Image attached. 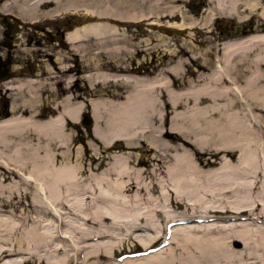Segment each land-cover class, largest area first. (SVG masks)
I'll return each mask as SVG.
<instances>
[{
	"label": "bare ground",
	"instance_id": "obj_1",
	"mask_svg": "<svg viewBox=\"0 0 264 264\" xmlns=\"http://www.w3.org/2000/svg\"><path fill=\"white\" fill-rule=\"evenodd\" d=\"M19 2L22 4L17 15L21 18L26 15L24 18L31 21L61 11H83L86 15L85 25L65 35L72 49L85 33L103 39L106 35L115 37L120 34L119 27L126 22L147 21L156 26L153 23L162 19L177 16L183 19L178 5L180 0H8L1 8L8 11L12 3L18 6ZM63 3L68 8L64 6L60 9ZM206 4L201 18L204 25L208 17L214 15L211 9L234 13L239 6L252 10L258 3L255 0H207ZM194 22L191 20L189 24L193 25ZM202 25L200 23L199 27ZM114 43L121 44L122 41L115 39ZM221 47L222 64L215 60L216 69L195 75V79H187L184 85L179 84L176 88L172 82L181 77L180 62L167 69L172 74L169 76L98 75L102 79L119 80L127 90L116 97L112 94L88 101L95 140L108 149L113 148L118 140L125 147H131L136 143V136L143 133L142 137L151 147L166 151L162 157L167 156L170 161V164L164 165L162 159H154L146 168H141V158L132 159L127 151L116 150L107 157L101 171L103 177L113 176L108 182L110 187L91 189L93 196H96L94 191L97 190L100 197H113L114 203L112 207L107 206L94 197L92 209L85 210V223L100 227L106 222L114 223L125 218L130 225L127 239L133 238L146 251V256L126 259L122 264H264L262 226L249 227L247 224L240 225L236 230L218 229L210 228L212 225L206 222L212 216L233 215L245 216L248 220L264 224V204L261 202L264 192H260L264 186L261 183L264 179V146L261 145L264 136V83H261V79H264V33L227 41ZM238 64L245 65L244 73L236 69ZM24 85L27 83L20 86ZM72 98L64 94L57 105L59 111L45 120L36 121L30 116L10 117L0 122V192H11L20 183L31 184L37 191L31 193V204L45 208L44 202L42 204L38 200L41 193L45 202L51 205L48 213L59 219L63 212L56 208L57 204L67 200L63 189L74 186L81 170L80 164L70 163L68 150H65L69 137L66 120L77 123L79 113L85 106ZM236 104L240 105L239 111L233 107ZM181 105L186 106L184 111L178 110ZM168 113V127L163 130V119ZM156 123L157 127L154 125ZM171 133L181 137L182 143L184 140L198 149L209 147L219 151L225 159L222 160L226 168H208L209 162L193 158L181 146V140ZM35 138L37 141L31 142ZM86 144L93 151L91 159L95 161L98 158L96 145L92 140ZM170 152L174 153L171 155ZM84 168L87 174L97 170L96 165ZM156 172L163 174L167 180L154 183L150 180L146 184L142 174ZM247 177L250 179H245ZM100 180L96 179L97 184ZM160 189L165 190L168 198L165 199V207L155 214L159 212L164 215L165 228L154 226L155 231L158 229L157 234L147 238H140L139 235L133 237L136 230L143 229L139 224L144 217L132 212L128 204L136 205L141 191L151 195ZM91 190H86L85 194H91ZM234 190L249 195L250 201H231L233 205L222 208L215 206L217 195L224 196ZM131 191L133 194L129 195ZM173 201L183 203L184 207L180 211L172 209ZM33 217L27 215L23 219ZM5 224V220L0 219V232L5 231ZM107 229L103 226L97 230H85L82 234L85 240L98 239L110 235ZM144 229L152 231V227ZM215 230L222 231L221 235H213L217 232ZM164 232L167 234V246L160 249L159 244H155L160 242L159 238ZM24 238L26 242L33 241L34 247H38L41 241L48 243L52 239L50 234H37L34 231L25 233ZM235 241L240 242V247L232 246ZM23 245L24 240L17 239L0 246V264H18L6 262L4 256L18 252ZM27 247L28 250L33 249L31 244ZM152 251L155 253L149 254ZM83 255L86 259L104 261L113 258L115 253L110 245L95 242L85 244Z\"/></svg>",
	"mask_w": 264,
	"mask_h": 264
},
{
	"label": "rangeland",
	"instance_id": "obj_2",
	"mask_svg": "<svg viewBox=\"0 0 264 264\" xmlns=\"http://www.w3.org/2000/svg\"><path fill=\"white\" fill-rule=\"evenodd\" d=\"M2 1L0 0V122L10 117L31 116V119L36 121L52 117L59 111L57 105L64 94L71 95L73 101L79 100L85 105L79 113L77 123L66 120L65 124L69 134L65 148L66 151L68 150V160L71 164H80L81 170L76 176L77 181L73 183L74 186L63 189L67 200H63L56 207L63 212L60 219L48 213L51 205L45 202L41 193L38 200H41L42 204L44 202L45 208L39 204V207L31 204L30 200L33 196L31 193L36 191L31 184L20 183L11 192H0L2 197L0 198V219L6 222L5 231L0 232V246L15 242L17 239L24 240V245L18 252L4 256L5 261L18 264H122L126 259L146 256V251L138 242L133 238L127 239L130 225L125 218L114 223L106 222L100 227L90 222L85 223V210L92 209L94 197L107 206L114 203L113 197H100L96 189L94 191L96 196L91 193L93 191L91 189L99 186L110 187L108 182L113 176L103 177L101 171L104 162H107V157L112 152L127 151L132 159L141 158L142 164L139 166L141 168H146L153 163L154 159H162L164 165L170 164L167 156L163 158L166 151L151 147L142 137L143 133L141 136H136V143H133L131 147H125L124 143L118 140L113 148L108 149L95 140L92 135L93 119L90 106L87 105L88 101L106 98L112 94L116 97L118 93L127 90L126 85L119 80L102 79L98 75H137L146 78L153 75L169 76L172 74L167 69L180 62L181 77L173 79L172 86L176 88L179 84L184 85L187 79L193 80L195 75L216 69L217 59L222 64L220 50L224 42L242 40L253 34L264 33V0H255L258 4L252 10L241 6L234 13L217 8L211 9L214 15L212 14L211 18L208 17L210 20L207 19L205 25L201 18L204 15L202 11L207 8V0H180L178 5L183 12V19L180 16L162 19L153 23L156 26L148 24L147 21L126 22L120 25V34H116L115 37L106 35L103 39H97L85 33L75 43L73 49L65 40V35L85 25L86 15L83 11H61L58 14L43 15L31 21L24 18L26 15L22 18L17 15L21 2L18 6L12 3L6 12L1 8L4 5ZM65 4L63 3L60 9L64 6L68 8ZM189 20L195 21V24L190 25ZM200 23L203 27H199ZM115 39H121L122 43L115 44ZM236 69L244 73L245 65L238 64ZM22 83L27 85L20 86ZM261 83H264V79H261ZM157 89L160 88L157 87ZM185 107L181 105L178 110L184 111ZM233 107L239 111L240 105L236 104ZM169 115L170 113L163 119V130L168 127ZM262 115L264 116V113ZM154 125L157 127L158 123ZM171 134L182 143L181 137ZM36 139H32L31 142H36ZM89 140L96 145L98 158L95 161L91 159L93 151L86 144ZM261 142L264 146V136ZM181 146L198 161L209 162L208 168H226L225 159L219 151L209 147L198 149L184 140ZM259 154H257L258 157ZM95 165L97 170L93 174L85 173L84 167ZM142 176L146 184L150 180L153 183L157 180L163 182L167 180L163 174L157 172L151 175L143 173ZM98 177L101 178L99 184L96 181V179L99 180ZM262 180L261 183L264 185V179ZM26 187L27 190H25ZM88 189L91 190L89 192L91 194H85ZM163 192L166 193L165 190L160 189L147 195L141 191L138 203L128 204L132 207V212H137L138 216L144 217L139 224L143 229L136 230L133 237L139 235L140 238H147L157 234L158 229L155 231L154 226L165 228L164 215L159 212L155 214L166 205L165 199L168 198V194ZM233 192L224 196L217 195L215 206L222 208L225 205H233L231 201L236 203L250 201L246 193L237 190ZM260 192H264V186ZM128 194L132 195L133 192ZM252 194L255 196V192ZM85 195L88 197L85 198ZM261 202L264 204V198ZM49 203L52 204L50 201ZM171 204H173L172 209L176 211L184 207L183 203L176 201ZM27 215H34L35 218L23 219ZM212 217L206 221L212 225L209 226L210 228L236 230L247 224L249 227L264 228L261 221H251L245 216ZM103 226L108 228L110 235L85 240L82 232L97 230ZM148 227H152V231L144 229ZM28 231L50 234L52 239L48 243L41 241L38 247H34L33 241H25V233ZM215 231L217 232L212 233L213 235H221L222 231ZM58 235L65 237L61 238ZM166 237L167 234L162 233L160 242L155 245L159 244L160 249L166 247L167 244H164ZM95 242L110 245L115 256L104 261H98L95 258L86 259L83 255L85 244ZM29 244L33 246L32 250H28ZM232 244L234 247H240L238 241ZM152 253L155 252L152 251L149 254Z\"/></svg>",
	"mask_w": 264,
	"mask_h": 264
},
{
	"label": "flooded vegetation",
	"instance_id": "obj_3",
	"mask_svg": "<svg viewBox=\"0 0 264 264\" xmlns=\"http://www.w3.org/2000/svg\"><path fill=\"white\" fill-rule=\"evenodd\" d=\"M3 1H4V2H3ZM3 1H2V2L5 3V2H7L8 0H3ZM3 3H2V4H3ZM0 11H1V10H0ZM6 12H8V11H6Z\"/></svg>",
	"mask_w": 264,
	"mask_h": 264
}]
</instances>
